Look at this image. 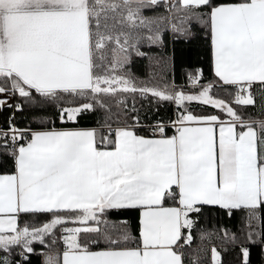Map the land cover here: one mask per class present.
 Here are the masks:
<instances>
[{
    "label": "snow or ice",
    "instance_id": "1",
    "mask_svg": "<svg viewBox=\"0 0 264 264\" xmlns=\"http://www.w3.org/2000/svg\"><path fill=\"white\" fill-rule=\"evenodd\" d=\"M169 34L210 79L175 82ZM5 109L0 264H264V0H0Z\"/></svg>",
    "mask_w": 264,
    "mask_h": 264
},
{
    "label": "trees",
    "instance_id": "2",
    "mask_svg": "<svg viewBox=\"0 0 264 264\" xmlns=\"http://www.w3.org/2000/svg\"><path fill=\"white\" fill-rule=\"evenodd\" d=\"M151 10H145V15H152ZM169 44L168 51L175 54V82L177 84L187 85V76L189 73L193 72L195 69H203V74L207 78H211L210 71V54L208 49L207 42L202 38L193 41L191 44H188L182 40H172L171 35L169 34ZM147 50V49H145ZM153 51H158V49H153ZM147 60L142 58H136L133 71L140 76H144L147 69ZM140 104L143 105L141 116L143 118V123L145 125L154 124L156 121H167L169 118L174 119L175 109L174 106L167 103L155 104L149 103L148 101H140ZM50 115L53 116V119H56L54 111H50ZM10 115V111L5 109L0 112V127H6V119ZM96 117L94 115L88 114L82 117V125H92ZM14 123L19 128H26L28 126L36 127L37 125L32 121L31 110L25 108L24 111L16 112ZM69 126L62 125L58 119H56V127ZM135 213H123V214H113L111 219L119 220L127 218L135 224ZM211 223L224 224L226 226H232L234 221H230L226 216H217L215 213L212 214L210 220ZM34 247L39 250L41 246L37 243H34ZM254 261L256 257H253ZM32 264H43L42 256L36 255L32 257Z\"/></svg>",
    "mask_w": 264,
    "mask_h": 264
},
{
    "label": "built area",
    "instance_id": "3",
    "mask_svg": "<svg viewBox=\"0 0 264 264\" xmlns=\"http://www.w3.org/2000/svg\"><path fill=\"white\" fill-rule=\"evenodd\" d=\"M9 103H12V101H9ZM175 115H176V113H175ZM174 119H175V117H174Z\"/></svg>",
    "mask_w": 264,
    "mask_h": 264
},
{
    "label": "crops",
    "instance_id": "4",
    "mask_svg": "<svg viewBox=\"0 0 264 264\" xmlns=\"http://www.w3.org/2000/svg\"><path fill=\"white\" fill-rule=\"evenodd\" d=\"M42 261H43V257H42Z\"/></svg>",
    "mask_w": 264,
    "mask_h": 264
}]
</instances>
